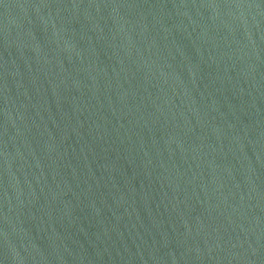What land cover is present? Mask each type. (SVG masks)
<instances>
[{
	"label": "water",
	"instance_id": "water-1",
	"mask_svg": "<svg viewBox=\"0 0 264 264\" xmlns=\"http://www.w3.org/2000/svg\"><path fill=\"white\" fill-rule=\"evenodd\" d=\"M0 264H264V0H0Z\"/></svg>",
	"mask_w": 264,
	"mask_h": 264
}]
</instances>
